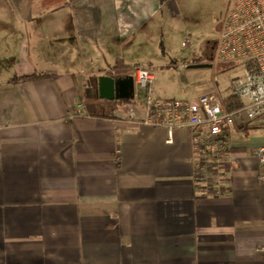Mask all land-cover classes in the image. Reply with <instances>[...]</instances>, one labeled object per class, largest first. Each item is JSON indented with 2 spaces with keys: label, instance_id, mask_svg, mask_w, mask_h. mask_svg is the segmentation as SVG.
Segmentation results:
<instances>
[{
  "label": "crops",
  "instance_id": "0c3cea01",
  "mask_svg": "<svg viewBox=\"0 0 264 264\" xmlns=\"http://www.w3.org/2000/svg\"><path fill=\"white\" fill-rule=\"evenodd\" d=\"M181 6L0 0V264H264V185L240 136L199 183L188 129L98 97L121 48L162 47Z\"/></svg>",
  "mask_w": 264,
  "mask_h": 264
},
{
  "label": "built area",
  "instance_id": "2783aa9c",
  "mask_svg": "<svg viewBox=\"0 0 264 264\" xmlns=\"http://www.w3.org/2000/svg\"><path fill=\"white\" fill-rule=\"evenodd\" d=\"M216 54L220 61L241 69L230 82L229 100L209 92L194 99L155 102L151 97L155 72L137 67L132 74L131 103L113 112L124 120L166 128L169 137L176 128L188 129L194 177L199 183L212 182L223 174L233 157L234 136L247 137L249 130L264 128V0L234 1L223 20ZM248 155L258 166L257 182L264 185V144ZM258 251L264 253V245Z\"/></svg>",
  "mask_w": 264,
  "mask_h": 264
},
{
  "label": "rangeland",
  "instance_id": "374dc122",
  "mask_svg": "<svg viewBox=\"0 0 264 264\" xmlns=\"http://www.w3.org/2000/svg\"><path fill=\"white\" fill-rule=\"evenodd\" d=\"M180 17L172 20L163 36L165 48H121L126 65H147L146 57L155 72L151 97L155 102L168 99H194L215 92L229 100L230 82L241 74L240 67L219 60L216 54L217 38L223 20L235 0H180ZM186 43L183 47L182 43ZM161 43V42H160ZM213 58L209 60L208 57ZM210 67L193 69V65ZM180 65H185L178 69ZM164 99V100H163ZM132 100H129L131 102ZM239 144L248 153L264 144V128L249 130L247 137L240 136Z\"/></svg>",
  "mask_w": 264,
  "mask_h": 264
},
{
  "label": "water",
  "instance_id": "95a60500",
  "mask_svg": "<svg viewBox=\"0 0 264 264\" xmlns=\"http://www.w3.org/2000/svg\"><path fill=\"white\" fill-rule=\"evenodd\" d=\"M210 67V65H193L191 68L200 69ZM134 83L133 77L113 78L100 76L98 78V97L103 100H131Z\"/></svg>",
  "mask_w": 264,
  "mask_h": 264
},
{
  "label": "trees",
  "instance_id": "16d2710c",
  "mask_svg": "<svg viewBox=\"0 0 264 264\" xmlns=\"http://www.w3.org/2000/svg\"><path fill=\"white\" fill-rule=\"evenodd\" d=\"M57 1H59V0H57ZM135 68H137V66L130 67V66L126 65L121 59L116 58L114 60V64H113L111 71H109L106 74V76L113 77V78H125L128 76H132ZM43 76H46V74L40 73L37 75L17 76V77L12 78L9 81V83H18V82L30 81V80L34 79L35 77H43ZM117 102H118V104H123V103H128L129 100H119ZM237 127L240 128L241 126L238 125Z\"/></svg>",
  "mask_w": 264,
  "mask_h": 264
},
{
  "label": "flooded vegetation",
  "instance_id": "af4514ba",
  "mask_svg": "<svg viewBox=\"0 0 264 264\" xmlns=\"http://www.w3.org/2000/svg\"><path fill=\"white\" fill-rule=\"evenodd\" d=\"M208 58H209V60H210V59H212L213 57H212V56H210V57H208Z\"/></svg>",
  "mask_w": 264,
  "mask_h": 264
}]
</instances>
